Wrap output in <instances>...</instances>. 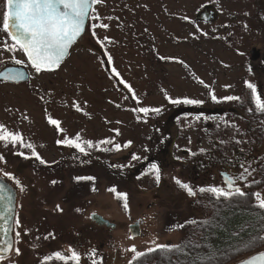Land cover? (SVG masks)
Returning <instances> with one entry per match:
<instances>
[{
  "label": "rangeland",
  "instance_id": "obj_1",
  "mask_svg": "<svg viewBox=\"0 0 264 264\" xmlns=\"http://www.w3.org/2000/svg\"><path fill=\"white\" fill-rule=\"evenodd\" d=\"M94 8L92 15L100 19L86 20L85 30L59 68L40 73L24 68L27 79L0 82V124L5 131L21 133L47 162L25 159L17 153L31 156L30 149L0 141V156L4 157L0 175L12 173L24 187L20 191V185L6 177L17 190L15 217L20 226L14 220L13 251L0 264H42L45 256L57 251L70 257L71 250L79 252V244L93 246L79 264H106L108 260L109 264H130L135 262V253L130 251L133 246L145 253L157 244L175 247L185 241L193 247L200 245L199 253H189L184 246L180 262L177 256L161 264L206 259L210 254L201 250L214 246L216 238L202 242L197 227L212 223L217 203L230 198H216L199 189L225 187L219 170H236L240 175L241 165L229 164L230 158L232 164L237 158V163L244 160L251 173H245L242 190L252 195L256 206L253 194L264 195V184L255 186L264 160V126L254 116L260 109L245 83L251 82L264 102V0H103ZM206 8L218 15L216 21L203 18L206 22H198L196 16ZM104 23L109 27H99ZM253 47L259 50L256 59L250 57ZM12 55L14 63L24 61L22 51L17 49ZM212 93L218 100H212ZM226 96L240 99H221ZM185 98L203 103L171 102ZM192 105L195 111L199 110L195 106L219 108L206 116L182 113ZM141 107L160 111L144 114L136 110ZM49 117L59 120L62 130L51 125ZM177 131L181 135L169 151L167 143ZM77 134L81 141H92V147L83 145L87 154L56 143L75 139ZM106 140L112 143H100ZM128 141L127 148L113 147ZM161 148L168 151L164 149L160 157L164 164L155 163L160 176L157 182L153 164L142 172L141 166L137 171L133 166ZM133 155L139 159L134 160ZM172 158L195 164L202 159L206 172L195 173L194 169L203 167L192 163L175 165ZM88 176L95 180H76ZM177 178L188 183L196 195H188L176 183ZM118 193L127 194V208ZM92 212L115 227L97 226L89 217ZM137 219L142 220L141 234L131 237L128 226ZM248 226L230 229V236L238 238V232ZM16 231L21 234L18 243ZM260 238L262 249L264 233ZM102 241L106 246L103 255L96 249ZM17 247L20 255L15 252ZM209 253H213L211 249ZM45 264L75 262L53 256Z\"/></svg>",
  "mask_w": 264,
  "mask_h": 264
},
{
  "label": "snow or ice",
  "instance_id": "obj_2",
  "mask_svg": "<svg viewBox=\"0 0 264 264\" xmlns=\"http://www.w3.org/2000/svg\"><path fill=\"white\" fill-rule=\"evenodd\" d=\"M103 0H6V11L3 16L2 28L7 32L8 37L12 41L11 44L8 42H4L0 47H3L9 52H14L19 48L26 57L27 62L34 68L36 73H40L42 71H52L55 68H59L61 62L65 59V57L69 54V49L76 41V39L82 34L85 30V22L88 19L98 20L100 17L93 16L92 14L96 11L94 5L102 3ZM110 19V18H109ZM97 27L96 24H92V28L95 29ZM101 28H108L109 25L104 23L100 24ZM95 35V33H93ZM108 40V37L104 38ZM109 62H111V56H109ZM15 63L21 64L24 61L15 60ZM112 71L115 72L113 68ZM119 75V73H116ZM0 77L8 80H20L23 79V74L20 72H12L8 70L7 75L4 73H0ZM203 83V81H201ZM247 87L252 92V98L256 103L257 109L264 110V102L261 101L260 95L257 93L255 86L251 82H245ZM212 100L216 101L218 98L214 93L211 94ZM227 101L239 100V97L236 96H226L221 98ZM174 104L185 103V104H201L203 101L196 99L185 98L183 101L179 99H173L171 101ZM140 113L147 114L149 111L159 112V108L149 109L147 107H141L136 109ZM199 119V117H197ZM51 125L60 129V121L57 119H53L49 117L48 121ZM118 132V130H116ZM0 141L4 142L7 146L8 143H11L14 147L19 144L23 148H27L31 150V156L27 155L25 152H18L17 154L23 156L25 159L35 158L41 164H46L47 162L40 156L35 146L30 142H25L21 133L13 132V131H5V126L0 124ZM57 144H64L67 146L75 147L79 152L86 153V149L83 146L84 143L88 145V147H92V141H81L79 134H77L75 139L65 138L63 140H57ZM100 143H112L111 140L101 141ZM131 144V141L126 142L124 145L114 144L113 147L116 150H120L121 147L127 148ZM4 157L0 156V160H3ZM133 159H139V157L133 155ZM243 171L241 172L239 179H245V173L249 175L250 170L244 165H241ZM152 170L156 173L157 182L160 179L159 176V168L157 165H151ZM4 177H10L15 180L17 185H20V191H24L23 185L21 182L16 179L12 173L3 172ZM77 181L80 180H95V177H76ZM53 184L56 181H52ZM176 183L183 189H185L190 196H195L196 192L193 188L185 182L180 181L178 178L176 179ZM224 186H216L212 185L207 188L201 187L199 189L200 192H210L215 195L216 198H230L234 195L245 196L246 192L242 190L240 186H237L236 178L228 176L224 180ZM95 190V189H93ZM110 191H115V189H110ZM118 197H123L125 200L124 207L127 208V194L126 193H118ZM258 204L257 206L260 209H264V195L257 192L253 194ZM14 197L12 195L11 190L6 187L4 183H0V201H5L4 211L0 212V220H4L5 227L2 229L7 235L10 232V229L7 227L9 221L13 220L14 217L12 215V201ZM59 209V205H57ZM62 210V209H61ZM15 225L17 227L20 226V221L18 216L15 217ZM27 234V231L25 232ZM17 239V243L19 242L20 232L16 231L15 233ZM39 239V237H37ZM44 239H48V237H44ZM261 239L260 237H256L250 241V245L254 244L256 240ZM0 243L5 245L4 248H0V260L4 259L3 253L8 252L13 248V241L11 239L8 240H0ZM181 246H169V245H161L157 244L156 248H149L147 251L153 252L156 250L160 251H179ZM130 251L135 253L133 259H139L140 257L146 255V253L139 252L136 250L135 246H133ZM15 252L17 255H20V249L15 248ZM54 257L58 258L61 261L72 260L75 264H79L80 254L71 250V256L66 257L61 252L57 251L53 254ZM53 256H45L42 264H45L46 261L51 260ZM130 264L132 262L130 261ZM240 264H264V252L257 253L255 256L248 258L247 260H243Z\"/></svg>",
  "mask_w": 264,
  "mask_h": 264
},
{
  "label": "trees",
  "instance_id": "obj_3",
  "mask_svg": "<svg viewBox=\"0 0 264 264\" xmlns=\"http://www.w3.org/2000/svg\"><path fill=\"white\" fill-rule=\"evenodd\" d=\"M254 116L262 120L260 122H262L264 126V111H256L254 112ZM258 172L260 179L256 182L255 186L264 184V160L259 165ZM251 196L250 193H246L243 197L234 195L233 197H230V199H227V201L221 200L219 204L217 203L215 206V215L210 220L212 223H209L208 225L202 224L197 227V230L201 233V237H203L202 242H205L211 237L216 238V241L213 244L214 246H211L210 248L209 245H206L205 248L201 250L210 255H208L209 257L207 256L206 259L203 258L202 260H198V262H188L189 264H225L232 261L235 256L241 255L245 252H252L263 245L261 239H259L249 246L252 239L261 237L264 233V209H260L258 206L254 205ZM218 200L220 199H217V201ZM245 223H247V225L249 224V226L238 232V238L230 236V229L237 227L241 229ZM185 242L180 247V249H183L182 252L180 250H156L150 253L145 252L146 255L135 260L132 264H161L164 263L165 260L167 261L168 259L177 256L180 262L185 255V247L186 249L191 250L189 253L193 252L194 255L199 253V249H201L200 245H195L193 247L192 242H188V245H186ZM233 242L238 244L229 247L228 244ZM210 249L213 253H209ZM187 259L189 261L190 257ZM168 262H171V260Z\"/></svg>",
  "mask_w": 264,
  "mask_h": 264
},
{
  "label": "flooded vegetation",
  "instance_id": "obj_4",
  "mask_svg": "<svg viewBox=\"0 0 264 264\" xmlns=\"http://www.w3.org/2000/svg\"><path fill=\"white\" fill-rule=\"evenodd\" d=\"M206 9L211 10L209 8H206ZM5 11H6V0H0V45H2L4 42H8L9 44L12 43V41L10 40V38L7 35V32L2 28L3 16H4V12ZM217 17H218V15H214L213 16L212 14L208 16V18L210 19V22L216 21ZM201 18L202 17H199V15L196 16V19L198 20V22H206L203 18L202 19ZM231 21L232 22H230V26L233 27V22L234 21L233 20H231ZM86 24H87V22H86ZM167 28H168V26H167ZM17 49L19 50V48H17ZM71 49H72V46L70 47L69 52L71 51ZM12 54H13V52H9L6 49H4L3 47H0V56L2 57L0 59V73L2 72L5 75H7L8 70L13 71V68L14 67H19V68H23V69L25 68L29 73H30V71H32V68L33 67L27 62V57H26V55L24 53H23L24 63H21V64H17V63H14L13 62V55ZM0 82L12 83L13 81H11L10 79L6 80L3 77H0ZM193 106L194 105H192L191 107L187 106V107H189V110L190 109L191 110L190 111H187L186 110L185 112H182V113H186V114L193 113L195 115H203V116H206V115L216 114V112H217V110L219 108V107H211V108L203 107V108H200L199 106H195V107L199 108V110L195 111V110L192 109ZM171 118H175V117H173V114H172ZM179 135H181V132L178 133V131H177L176 132V135L174 137H172V136L170 137V139H169V141L167 143V147H168V150L169 151H170L171 147L174 146V144H175L174 142H175L177 136H179ZM215 145H217V144L215 143ZM164 149L167 150L166 148H163V149L161 148V150L159 152L160 154L157 153V154H154L155 156H149V157L146 156L145 158H143L142 160H140L139 164H137L136 166H133V167L136 168V171H137V168L139 166H141V169L140 170L142 172V171L146 170L147 167L150 164L161 163L163 161V159L160 158V157H162V154L164 153ZM171 160H172L173 164L176 165L177 163H180L183 167L184 166H189L191 163H192V165H197L199 167H203V170H201V171L198 168L197 169H194V172L197 173V174H201V173H205L206 172L205 169H206L207 165L204 163V160L202 161V159L196 160V163L197 164H195L193 160H191V163H190V160H179V159H175V158H172ZM231 160H232V158H230V163H229L230 166H236L238 164L243 165V161H244V160H242L241 162L237 163L238 159L236 158V163L237 164L236 163L235 164H232V161ZM233 162H235V161H233ZM161 164H164V162L161 163ZM219 172H220L221 179H223V177L226 178L228 176H231L233 178H236L237 186H240L241 187L242 183L245 182V180H240L239 179V176L240 175L238 174V172L236 170H229L227 172H223L222 170H219ZM196 178H198V175L196 176ZM17 201H18V197H17ZM16 207H17V204H16ZM92 213L93 214H97V213H94V212H92ZM90 214H89V217H90ZM97 215H99V214H97ZM99 216L102 217L103 220H107L103 216H101V215H99ZM136 221H138V223H139L138 224L139 233L136 236H132L131 235V232L129 231V226H128V232H129V234H130L131 237H137V236H139L141 234V222H142V220L141 219H137ZM92 222L95 223L99 227H105L107 229H113L115 227V224L114 223H113L114 226L111 227V226L107 225L106 223L105 224L104 223L97 224L93 220H92ZM79 245L80 246L78 248V250H79L78 253H80V260H81V257L82 258H87L88 255H90V252H92L91 251V248H90V247L93 248L92 244L91 245H82V244H79ZM105 247H106L105 246V243L102 241V242L99 243V245L96 247V249L99 251V253H102V255H103V253L105 252ZM102 249H103V251H102ZM98 251H96V252H98ZM107 262L108 263H106V264H109V260Z\"/></svg>",
  "mask_w": 264,
  "mask_h": 264
},
{
  "label": "water",
  "instance_id": "obj_5",
  "mask_svg": "<svg viewBox=\"0 0 264 264\" xmlns=\"http://www.w3.org/2000/svg\"><path fill=\"white\" fill-rule=\"evenodd\" d=\"M211 14L213 16L215 15L213 10L204 9L203 11L200 12L199 17L207 19L208 16ZM85 24H86V22H85ZM258 56H259V50L257 48L253 47L250 50V57L252 59H256ZM17 71L23 74V79H20V80H25L28 78V73L25 69L14 67L12 72H17ZM20 80H11V81H20ZM224 180H225V178L223 177V181ZM0 183H4L6 185V187H8L11 190L12 195L14 197V199L12 201V208H13L12 215H13L14 219L9 221V223L7 225V227L10 229V232L7 235H5L4 231L2 230L5 227L4 220H0V240L11 239L13 241V247H14V220H15L16 204H17V190H16V187L11 182V180L7 179L6 177H4L2 175H0ZM4 204H5V201H0V212L4 211ZM90 219L93 220L94 222H96L97 224H102V223L105 224L106 223L107 225H109L111 227L114 226L113 223L108 222L107 220H103L102 217H100L97 214H93V213L90 214ZM138 224H139L138 221H135L134 223L129 225V231L131 232L132 236L138 235V233H139ZM4 247H5V245L3 243H0V248H4ZM12 251H13V248L11 250H9L8 252L3 253V256L4 257L9 256V254ZM261 252H264V248L257 250L255 252H252V253L248 254L247 256L242 257L241 259H238L236 261H233V262H230L227 264H240L241 261L247 260L248 258L255 256L257 253H261Z\"/></svg>",
  "mask_w": 264,
  "mask_h": 264
}]
</instances>
